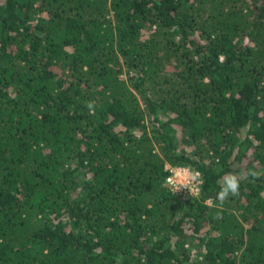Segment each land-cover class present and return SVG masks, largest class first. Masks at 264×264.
I'll list each match as a JSON object with an SVG mask.
<instances>
[{
    "label": "trees",
    "instance_id": "16d2710c",
    "mask_svg": "<svg viewBox=\"0 0 264 264\" xmlns=\"http://www.w3.org/2000/svg\"><path fill=\"white\" fill-rule=\"evenodd\" d=\"M0 264H264V0H0Z\"/></svg>",
    "mask_w": 264,
    "mask_h": 264
},
{
    "label": "built area",
    "instance_id": "2783aa9c",
    "mask_svg": "<svg viewBox=\"0 0 264 264\" xmlns=\"http://www.w3.org/2000/svg\"><path fill=\"white\" fill-rule=\"evenodd\" d=\"M169 175L166 179V187L179 195L184 201L198 198L201 195L203 180L199 173H194L188 167H168ZM198 174V175H197ZM193 189L196 190L193 194Z\"/></svg>",
    "mask_w": 264,
    "mask_h": 264
},
{
    "label": "clouds",
    "instance_id": "9594fccd",
    "mask_svg": "<svg viewBox=\"0 0 264 264\" xmlns=\"http://www.w3.org/2000/svg\"><path fill=\"white\" fill-rule=\"evenodd\" d=\"M198 175V174H197ZM252 175H256L255 173H252ZM239 188V179H237L236 175H229V177L226 180V185L223 189V191L220 193V200L223 202V200L228 196L229 192L232 194H236ZM193 194H195L196 190L193 189ZM206 203L210 204L211 201H206Z\"/></svg>",
    "mask_w": 264,
    "mask_h": 264
}]
</instances>
